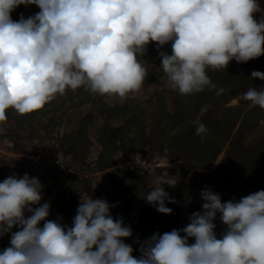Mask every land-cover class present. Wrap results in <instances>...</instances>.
<instances>
[{"label": "clouds", "instance_id": "9594fccd", "mask_svg": "<svg viewBox=\"0 0 264 264\" xmlns=\"http://www.w3.org/2000/svg\"><path fill=\"white\" fill-rule=\"evenodd\" d=\"M21 5L39 12L14 21ZM259 11L257 0H0V123L8 109L22 116L39 111L67 89L121 99L139 92L146 69L137 54L150 42L158 50L171 42V55L161 52L160 59L173 90L187 96L214 89L206 69L264 55V18H253ZM251 78L264 81V73ZM243 98L264 109V86L248 88ZM207 110L202 106L194 121L201 138ZM159 183L144 199L170 215L165 202L175 201L163 185L176 181ZM200 196L202 211L182 229L150 236L136 258L124 242L131 227L113 218L115 205L106 199L81 196L68 226L49 219L37 177L10 175L0 182V238L10 236L0 264H264V190L239 201L222 202L209 187ZM218 214L226 226L221 238Z\"/></svg>", "mask_w": 264, "mask_h": 264}, {"label": "rangeland", "instance_id": "374dc122", "mask_svg": "<svg viewBox=\"0 0 264 264\" xmlns=\"http://www.w3.org/2000/svg\"><path fill=\"white\" fill-rule=\"evenodd\" d=\"M257 3L260 11L253 18L259 22L264 0ZM37 12L35 5H21L11 18ZM161 52L171 55V42L159 50L150 42L145 53L137 54L146 76L140 91L125 99L81 87L67 89L30 114L8 109L7 120L0 123V182L10 175L37 177L43 186L41 203H50L49 219L68 226L81 196L106 199L115 205L113 218L131 227L132 237L124 242L138 247L157 232L184 228L192 213L202 211L200 193L206 187L219 193L222 202L264 190V109L243 98L248 88L264 86L251 78L253 71L264 73V55L206 69L216 88L185 96L171 88ZM221 88L225 91L217 96ZM204 105L208 110L200 122L208 131L201 138L194 121ZM161 179L176 181L163 185L175 201L165 202L170 215L144 199L162 186ZM214 223L221 238L226 226L219 214ZM9 240L0 238V245L9 246ZM133 250L139 258V248Z\"/></svg>", "mask_w": 264, "mask_h": 264}, {"label": "trees", "instance_id": "16d2710c", "mask_svg": "<svg viewBox=\"0 0 264 264\" xmlns=\"http://www.w3.org/2000/svg\"><path fill=\"white\" fill-rule=\"evenodd\" d=\"M130 245H132L133 247H135V248H139L136 244H134V243H131V242H128ZM6 247H8V246H2V245H0V251H2L4 248H6Z\"/></svg>", "mask_w": 264, "mask_h": 264}]
</instances>
